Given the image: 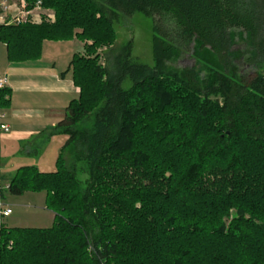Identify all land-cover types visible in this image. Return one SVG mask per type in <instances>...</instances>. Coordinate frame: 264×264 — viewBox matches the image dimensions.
Here are the masks:
<instances>
[{"label": "trees", "instance_id": "obj_1", "mask_svg": "<svg viewBox=\"0 0 264 264\" xmlns=\"http://www.w3.org/2000/svg\"><path fill=\"white\" fill-rule=\"evenodd\" d=\"M23 1L55 20L1 26L9 62L84 44L60 75L79 90L57 124L74 161L8 179L2 197L43 192L54 217L0 225V264H264V0ZM136 13L154 19L153 66L112 47Z\"/></svg>", "mask_w": 264, "mask_h": 264}, {"label": "rangeland", "instance_id": "obj_2", "mask_svg": "<svg viewBox=\"0 0 264 264\" xmlns=\"http://www.w3.org/2000/svg\"><path fill=\"white\" fill-rule=\"evenodd\" d=\"M16 2L15 0H13ZM41 12L45 17L43 21L50 23L55 20V13L52 9L42 8ZM154 19L147 17L143 14H134L130 17L121 15L119 21L113 24L116 32V39L113 49L117 51L129 40L132 42V59L138 63L153 66V26ZM100 54H105L108 50L103 47L98 50ZM56 60V66L60 67V71H64L70 61V58L66 56V53L61 49L60 53L57 51L55 54L51 52L45 53V59ZM44 60V61H45ZM177 68H189L194 65V60L191 58V54L186 51L182 57L172 64ZM1 67V61H0ZM246 71V70H245ZM65 72V71H64ZM249 73L251 70L248 69ZM70 77V74H67ZM128 85V82L124 83V87ZM16 100H21V96L15 95ZM65 107L60 105V116L55 111L56 119L60 121L64 117ZM59 112V111H58ZM53 115L44 117V126L40 128L32 118L28 119L30 131L33 130L34 135L29 139V143L35 141V146L31 149L32 154H24L23 148H25L28 141L16 142L13 140H5L0 136V203L3 207L11 208L12 214L4 219L0 220V225L6 228H35L45 229L49 228L53 223L54 213L48 210L44 204L45 194L42 193H31L25 192L21 196H13L8 192L4 193V197L1 196L2 191L6 188L8 179L14 175L16 170L20 166L32 165L36 166L42 172H51L56 170V160L60 153L63 155V159L66 166H70L74 161V155L72 147L62 149L64 146L67 136L61 133L57 128H51L50 120ZM93 123V116L88 119H84L82 122L77 124L78 129L89 128ZM60 132V133H59ZM51 134V135H50ZM42 135V137H40ZM44 135L49 136L46 140Z\"/></svg>", "mask_w": 264, "mask_h": 264}, {"label": "crops", "instance_id": "obj_3", "mask_svg": "<svg viewBox=\"0 0 264 264\" xmlns=\"http://www.w3.org/2000/svg\"><path fill=\"white\" fill-rule=\"evenodd\" d=\"M83 45L76 39L69 42L44 41L37 60L12 63L7 60L6 46L0 43V76L6 79L5 88L11 92L9 107L2 109L5 116L2 123L8 126L9 132L0 134V136L5 140L19 143L28 141V144L23 148L24 154H32L31 149L35 146V141L33 145L29 143L28 138L32 137L34 133L33 130L30 131L31 126L29 127L27 120L32 118L31 121L33 120L46 131V127L43 125L44 117L53 115L50 126L56 129L60 118L57 120L54 112L56 111L60 116V105L62 104L65 107L62 109L65 114L69 102L78 97L79 90L73 85L71 75L70 77L60 76L66 71L68 65L64 71H60V67L56 66V60L51 57L43 60L45 53L55 54L56 51L60 53L62 49L71 60L74 54L82 52ZM15 95L21 96V100H16ZM44 138L48 140L49 136L44 135Z\"/></svg>", "mask_w": 264, "mask_h": 264}, {"label": "built area", "instance_id": "obj_4", "mask_svg": "<svg viewBox=\"0 0 264 264\" xmlns=\"http://www.w3.org/2000/svg\"><path fill=\"white\" fill-rule=\"evenodd\" d=\"M42 8L43 6L40 1L29 7L23 0H17L16 2L13 0H0V27L23 23H40L42 18L45 17L41 12ZM5 84L6 79L0 76V89L4 88ZM4 117L0 109V134H7L9 132L8 126L2 123ZM11 214V208L3 207L0 203V220L9 217Z\"/></svg>", "mask_w": 264, "mask_h": 264}]
</instances>
